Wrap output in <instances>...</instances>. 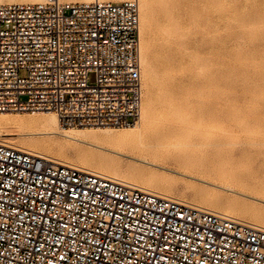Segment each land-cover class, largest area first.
<instances>
[{"label": "built area", "instance_id": "obj_1", "mask_svg": "<svg viewBox=\"0 0 264 264\" xmlns=\"http://www.w3.org/2000/svg\"><path fill=\"white\" fill-rule=\"evenodd\" d=\"M140 20L138 0L0 4V113L136 124ZM0 264H264V230L0 144Z\"/></svg>", "mask_w": 264, "mask_h": 264}, {"label": "bare ground", "instance_id": "obj_2", "mask_svg": "<svg viewBox=\"0 0 264 264\" xmlns=\"http://www.w3.org/2000/svg\"><path fill=\"white\" fill-rule=\"evenodd\" d=\"M38 1L41 0H0V4ZM139 4L143 10L140 57L148 72L145 85L149 87L140 124L120 132L110 127L82 130L64 126L55 113L22 116L3 112L0 144L264 230L262 179L255 174L240 175L220 165L208 166L189 154H174L168 149L189 128L195 127L204 137L214 132L218 124L217 119H212L210 125L204 123L209 109L202 106L199 96L202 60L195 54L210 41L201 36L198 17L186 0H140ZM177 10L181 13L177 14ZM161 19L166 21V27ZM155 33L167 39L169 53L165 59L154 53ZM10 127L16 132L5 133ZM8 137L25 139L27 144L11 145L4 141ZM104 139L113 145L108 146ZM60 140L66 145H59ZM69 148L73 156L69 155ZM122 159L128 161L125 172L121 169ZM167 173L187 180L194 192L192 201L174 195L175 178ZM228 194L232 197L228 198Z\"/></svg>", "mask_w": 264, "mask_h": 264}, {"label": "rangeland", "instance_id": "obj_3", "mask_svg": "<svg viewBox=\"0 0 264 264\" xmlns=\"http://www.w3.org/2000/svg\"><path fill=\"white\" fill-rule=\"evenodd\" d=\"M186 1L199 19L201 36L210 41L195 54L202 60L198 76L201 81L199 96L202 106L209 109L204 123L210 125L212 119H217L218 124L214 132L204 137L199 135L198 129L191 127L168 149L174 154H189L208 166L220 165L240 175L255 174L264 181V0ZM140 13L142 16L141 6ZM178 13L181 10H177ZM161 24L163 27L167 25L163 19ZM154 39V53L165 59L169 53L167 39L158 33L154 34ZM26 74L25 70L20 71L22 77H26ZM141 75L143 106L149 93V87L145 85L148 72L143 65ZM94 83L95 75L91 74L90 84ZM139 124L140 118L133 126ZM128 128L113 129L120 132ZM6 130L7 134L14 133L12 127ZM10 138L4 141L17 146L27 144L25 139ZM103 142L108 146L113 145L107 139ZM58 144L66 145L61 140ZM68 153L73 156L71 148ZM121 163V169L125 172L128 161L122 159ZM167 174L175 178L172 184L174 195L192 201L194 192L187 180L179 175ZM226 196L232 197L229 194Z\"/></svg>", "mask_w": 264, "mask_h": 264}]
</instances>
